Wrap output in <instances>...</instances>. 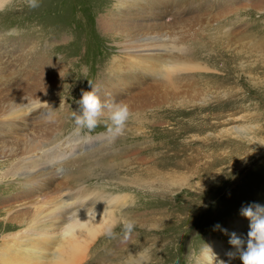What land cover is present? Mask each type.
Here are the masks:
<instances>
[{
	"label": "rangeland",
	"instance_id": "obj_1",
	"mask_svg": "<svg viewBox=\"0 0 264 264\" xmlns=\"http://www.w3.org/2000/svg\"><path fill=\"white\" fill-rule=\"evenodd\" d=\"M109 1L116 4L114 0H39L38 8L29 9L23 0H13L7 11L0 12V37L11 46L7 59L17 62L23 58L19 54L26 44L33 46L34 42L29 40L42 37L40 40L46 41L58 35L55 32L63 29L62 24L69 22L75 26V21L87 16V11L92 12L93 17L95 13L99 16ZM185 3L190 5L181 10L179 17H176L174 3L162 4L158 22L167 41L165 48L163 45L157 47L166 53L156 60L151 59L152 64L150 59H146L149 63L142 59V67L148 65L150 69L137 72V84L130 85L127 95L116 101L126 104L131 116L123 135L114 141L107 137L106 117H101L95 130L76 132L72 115L80 111L77 101L82 97L83 84L80 83L79 92L73 89L72 93L71 88L77 73H91V63L96 69L92 85L96 87L106 80V61L109 63V59L119 56V42L128 39L122 35L117 40L103 38L102 44L89 43L91 56L81 68L75 64L76 59H65L61 52L56 55V50L53 53L47 44L40 42L47 56L48 53L56 55L52 58L59 65L56 78L40 88V99L54 106L63 138L71 135L80 139L99 138L87 150L96 155L131 147L130 141H122L124 137H132L130 129L139 130L144 139L141 140L143 147L136 146L121 156L122 161L137 164L141 171L137 182H133L137 176L132 174L123 175L122 180L104 178L98 183L94 179L84 185L111 195L119 193V185L128 186L122 193L135 198L134 204L127 205L120 213L124 219L135 223L132 233L125 238L122 229V233L119 231L102 247L94 244L92 250L97 249L98 253L88 264H199L197 261L206 252L218 257L213 264H221V261L241 264L238 256L221 259L222 251L217 252L218 247L214 249L213 245L218 242L221 248L235 253L236 248L229 242L232 234L246 241L250 230V220L241 215V209L251 204L264 206V0H195L192 5L186 0ZM96 5L100 11H96ZM56 12L58 16L54 15ZM75 36L73 32L67 39L75 44ZM56 38L51 45L66 43L65 39ZM44 49H36L30 55L36 57ZM24 60V64L30 65L34 58L26 55ZM167 77L171 78L170 82ZM67 98L71 101L68 107L66 105V112L60 105ZM34 126L21 133L29 137L40 134L43 127ZM171 129L178 136L184 133L188 144V168L175 171L155 166L156 170L151 169L150 153L143 149L162 144V138ZM144 131H153L149 144ZM152 138L157 141L152 143ZM15 140L11 137L4 142ZM135 148L137 151H133ZM84 152H78L70 160L78 159ZM64 174L47 189L40 186L42 189L37 188L25 196L2 194L1 217L22 208L31 213L35 204L48 203L57 197L59 185L66 181L67 174ZM167 192L172 201L165 212L167 205L163 195ZM152 209L155 213L150 212ZM145 239L149 244L139 243L142 246L131 249L133 243ZM168 243L172 248L162 252L156 262V246ZM141 252L146 253L145 258L138 255Z\"/></svg>",
	"mask_w": 264,
	"mask_h": 264
},
{
	"label": "bare ground",
	"instance_id": "obj_2",
	"mask_svg": "<svg viewBox=\"0 0 264 264\" xmlns=\"http://www.w3.org/2000/svg\"><path fill=\"white\" fill-rule=\"evenodd\" d=\"M114 1L116 4L118 3L117 6L109 1L105 3L108 6L104 12H101L100 7L98 8L96 5V11H100L99 16L94 12L95 16L93 17L92 12L87 11V16L74 20L75 26H73L74 23L69 22L62 24L63 29L55 32L58 35L48 37L46 41L44 40L45 42L40 40L42 37L29 40L34 42L33 46L26 44L24 50L20 52L22 54H19V57L23 58L16 60L17 62L14 61V63H11V58L7 59L10 57L8 48L11 46H8L5 40L0 37V141H3V143L0 142V196L5 193L25 196L37 188L47 189L60 179L63 173L67 174L66 181L64 180L59 185L60 188L58 187L57 197L48 203L35 204L31 208V213L22 208V210L8 213L4 218L0 215V264H88L98 253L97 249L92 250V246L99 244L102 247V244L109 243L113 239V236L106 235L107 224L113 220L119 223L126 220L120 213L127 205L134 204V197L122 193L123 188H129L128 186L119 185V189H121L116 195L96 192L85 186L94 179L98 183L104 178L122 180L124 176H132V174L137 176L133 178V182H137L141 173L137 164L133 161H122L121 156L136 146L143 147L144 139H141L139 130L126 129L133 132L132 137H124L122 141L124 143L130 141L131 147L122 151L107 152L105 150L107 153L104 155L87 153V150L94 146L93 144L99 138L80 139L74 135H67V138L66 136L63 138L59 119L56 111L53 110L54 106H51L49 102L44 103L40 99V88L48 82H52L58 74L59 65L52 56L61 52L65 59H76L75 64L81 68L87 65L91 56L88 50L89 43L102 44L103 38L117 40L124 35L128 40L123 39L119 42L117 53L120 55L109 59V63L108 60L106 61L107 79L101 81L96 87L93 85L91 87L89 81L93 84L92 78L96 75L94 64L91 63V66L88 65L91 68L89 71L91 73L88 75L77 73L71 88L72 93L73 89L79 92L81 88L77 89L82 83L83 91L95 89L102 101H118L127 95L126 89L130 85L137 84L139 79L137 72L142 69L148 72L150 69L148 65L143 68L141 60L150 59V64H152L151 59L156 60L161 54L166 53V50L157 47L163 45L165 48L164 44L167 41L164 40L163 30L158 22L162 4L174 3L176 5L174 9L177 11H175L176 17L181 16L180 13L183 12L181 10H184V7L189 4L185 3L186 0L180 4L178 2L181 0ZM189 2L192 5L195 0H189ZM181 5L184 6L181 7ZM57 12L54 14L55 16H58ZM97 16L98 22H95ZM73 32L76 33L75 44L67 39L68 35ZM64 33L67 36H64ZM56 37L65 39L66 43L58 46L51 45L53 39L57 40ZM40 42L47 44L53 53L57 51L56 55L52 54L51 56L48 53L47 56V51ZM36 49L40 51L44 49V51L33 57L30 54ZM23 53H25L24 56ZM26 55L34 58L30 65L24 64ZM83 55L84 57H82ZM146 61L149 63V60ZM16 74H19L18 78ZM167 81L170 82L171 78L167 77ZM68 98L64 104L60 105L64 111L71 101H68ZM73 98H75V93ZM37 124L43 127L40 134L29 137L21 133L30 127L35 128L34 125ZM70 127L71 125L68 126V128ZM152 133L153 131L143 133L148 144ZM183 136L184 133L178 136L176 131L171 129L162 138V144L147 146L143 149L150 153V159L153 161L151 169L156 170L155 166L165 169L172 168L175 171L188 168V144ZM11 137L16 140L4 142ZM173 138L175 141L172 140ZM152 139V143L157 141V139ZM105 145L107 146V144ZM83 151H85L82 153L84 155L79 156L78 159L70 160L72 156ZM133 151H137V148ZM169 195V192L163 195L167 205L165 212L169 210L172 201L168 197ZM146 201L149 203L153 200ZM154 211L155 209L150 210L152 213H155ZM124 217L126 216L124 215ZM119 223L114 229V236L123 229L122 224ZM139 243L147 245L149 240H139V242L133 243L130 248L137 249L142 246ZM220 246L221 244L218 242L213 245L214 249L218 247L217 252L222 251L221 259H228V250ZM171 248L170 243L156 246V262L160 259L158 256L162 255V252ZM110 249L112 250V248ZM216 258L218 257H215L214 253L206 252L197 263L213 264Z\"/></svg>",
	"mask_w": 264,
	"mask_h": 264
},
{
	"label": "clouds",
	"instance_id": "obj_3",
	"mask_svg": "<svg viewBox=\"0 0 264 264\" xmlns=\"http://www.w3.org/2000/svg\"><path fill=\"white\" fill-rule=\"evenodd\" d=\"M29 9H36L40 6L39 0H23ZM13 5V0H0V12L7 11ZM90 85L91 81H89ZM80 111L74 112L75 130L77 133L82 130L89 132L95 130L101 122V117H106L104 123L106 134L109 140L114 141L125 131L126 124L131 116L128 106L122 102L102 101L97 95L95 89L92 91H83L82 97L77 101ZM241 215L250 220V230L247 233V239L241 240L232 234L230 243L236 248V252H229L230 258L239 257L241 264H264V206L260 204H251L241 209ZM118 221H111L106 226V235L114 236V229ZM125 238L134 230L135 223L131 220L122 222ZM145 258L146 253L138 254ZM221 264H224L221 261Z\"/></svg>",
	"mask_w": 264,
	"mask_h": 264
}]
</instances>
